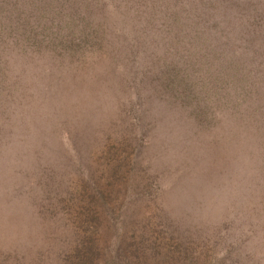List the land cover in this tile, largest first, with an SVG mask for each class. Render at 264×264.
<instances>
[{
	"label": "rangeland",
	"instance_id": "obj_1",
	"mask_svg": "<svg viewBox=\"0 0 264 264\" xmlns=\"http://www.w3.org/2000/svg\"><path fill=\"white\" fill-rule=\"evenodd\" d=\"M121 39L66 41L67 56L44 50L43 63L13 47L0 80V264H264V137L241 110L202 128L158 81H123ZM261 93L245 97L264 115Z\"/></svg>",
	"mask_w": 264,
	"mask_h": 264
},
{
	"label": "trees",
	"instance_id": "obj_2",
	"mask_svg": "<svg viewBox=\"0 0 264 264\" xmlns=\"http://www.w3.org/2000/svg\"><path fill=\"white\" fill-rule=\"evenodd\" d=\"M63 1L65 8L59 5ZM139 5L133 23L129 0H0V80L13 47L20 56L33 51L31 60L43 63L44 50L57 47L53 55L67 56L61 53L69 48L66 41L77 39V45L117 33L126 50V59L116 61L123 81H158L157 93L202 128L225 122L226 110H241L240 117L264 137V128L258 132L264 115L245 97L259 87L264 97V0H142ZM55 68L45 72H62L65 66ZM219 111L225 116L216 115Z\"/></svg>",
	"mask_w": 264,
	"mask_h": 264
}]
</instances>
